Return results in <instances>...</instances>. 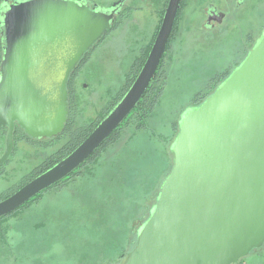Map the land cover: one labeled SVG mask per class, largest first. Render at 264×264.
Segmentation results:
<instances>
[{
    "label": "water",
    "instance_id": "water-1",
    "mask_svg": "<svg viewBox=\"0 0 264 264\" xmlns=\"http://www.w3.org/2000/svg\"><path fill=\"white\" fill-rule=\"evenodd\" d=\"M107 9L81 0H3L0 4V124H8L0 166L12 150L16 119L32 137L62 132L66 83L84 53L112 26ZM180 0L134 81L66 156L0 200V217L79 167L136 106L165 50ZM162 180L133 247L116 264H240L264 243V33L201 103L189 107L170 146Z\"/></svg>",
    "mask_w": 264,
    "mask_h": 264
},
{
    "label": "rangeland",
    "instance_id": "rangeland-1",
    "mask_svg": "<svg viewBox=\"0 0 264 264\" xmlns=\"http://www.w3.org/2000/svg\"><path fill=\"white\" fill-rule=\"evenodd\" d=\"M94 1L107 9L114 0ZM207 1L216 0H189L186 17L171 34L157 75L165 80L162 94L147 127L136 130L139 121L128 115V122L124 119L118 126L116 141L87 163L89 170L82 168L87 172L60 188L46 189L1 219L0 264H116L133 247L135 229L171 168L176 121L197 91V96L206 94L222 73L241 60L264 25V0H249L250 7L237 15L242 31H193L197 13ZM137 6V0L129 1L126 14L117 18L83 65L74 86L77 99L71 119L76 125L93 123L117 99L130 81L129 67L149 49L153 20L148 15L140 23L134 14ZM246 26L251 31H244ZM64 142L65 136L41 146L16 143L0 173V195L57 153ZM3 149L0 143V154ZM241 261L264 264V243Z\"/></svg>",
    "mask_w": 264,
    "mask_h": 264
},
{
    "label": "flooded vegetation",
    "instance_id": "flooded-vegetation-1",
    "mask_svg": "<svg viewBox=\"0 0 264 264\" xmlns=\"http://www.w3.org/2000/svg\"><path fill=\"white\" fill-rule=\"evenodd\" d=\"M11 1H13V0H11ZM116 1H118V0H114L113 3L116 2ZM129 1L130 0H121L118 4L115 5V6H118V9L115 12V16L116 17H115V20H114L112 26L104 33V35L100 39H98L92 45V47L88 51H86L84 53V55L79 60V62L76 65V67L70 72V75H69L67 83H66V88H67V91H68V88L71 85L73 90H72V92L68 91V113H67V118H66V121H65V124H64V128H65V125L68 122L69 117L71 116L72 109H73L74 105L76 104L77 93H76V89H75L74 86L77 85V83L79 82V76H80L81 72L84 71L83 70V65L85 64L86 61L89 60L90 53H91V51L93 49H95V46L97 45V43L100 40H102L114 28V25H115V23L117 21V18H119L121 15H123L126 12L125 8L127 7V4L129 3ZM137 1H138V5L139 6H137L135 8L134 14L138 15L139 22L142 23V24H144L143 21L148 17V15L151 16L152 20H153V25L152 26H154L153 28H154L155 33H154V36H153V38L151 40L152 43L150 42L151 45H150L149 49L146 51L145 55H143V57H140L137 61H135V63H133L129 67L132 70L131 71V76H130V79H129V80L132 79L131 83L136 78L137 74L139 73V71H140V69H141V67H142V65H143V63H144V61H145V59H146V57L148 55V52H149V50H150V48H151V46H152V44L154 42V39H155V37H156L160 27H161V24H162V21H163V17H164L166 8H167L168 3H169V0H137ZM81 2L87 4L90 8H93V6H96V8H98V6L100 7V4L98 2H96V1H94V0H81ZM188 2H189V0H180L179 1L178 8H177V11H176L173 23H172V27H171V30H170L171 31L170 32V36L168 38V42L166 44L165 50H166V48L168 46V43L170 41L172 32L178 30L177 26H178L179 20L182 17H186V14H187V11H188L187 10L188 9ZM112 4H111V7H112ZM202 4H203V7H202V10H200L197 13V18H196V22H195L196 23V27H194L193 31H197V32L198 31H231L233 28H234V30H236V28H237L236 31H242V28H240V24H239L240 23V19L237 17V15H238V12L243 9V7H245V6L246 7L247 6L250 7L249 0H216V1H207V2H204ZM246 7H245V9H246ZM237 25H238V27H236ZM249 25L251 26V25H253V23H251ZM139 27L143 28L142 26H139ZM152 31H153V29H152ZM244 31H251V29L248 26H246V29ZM257 31H260V32L258 33L256 38L253 40L252 45L247 49L246 53L243 55L241 60L239 62H237L236 64L234 63L233 66L230 67V70L227 73V75L232 71V69H234L243 60V58L247 54L248 50L254 45L256 40L264 33V25H262L260 28H258ZM165 50H164V52H163V54L161 56V59H160V61L158 63V66H157L155 72H154V75H153V77L150 80L149 85L154 80L156 73L159 72V69H160L159 67H160V64H161V60H162V58H163V56L165 54ZM107 76H108V74H107ZM129 86H126V89L124 90L123 94L125 93V91L128 89ZM77 92H78V90H77ZM78 94H79V92H78ZM112 107L108 108L107 110L103 109L104 110V115L102 117H99V116L96 117V119L94 121H97V122L91 128V130L88 132V134L93 130V128L97 125V123L109 112V110ZM132 110L130 111V113L132 112ZM73 123L76 124L75 122H73ZM64 128H63L61 133H59L58 135L52 136V137H32L28 133H26L24 128L18 124L16 119H14L13 120V126H12V142H13L12 150H11L9 156L6 158V160L0 166V173L3 171L4 167L10 162V160H11L10 158L12 157V155H13V153L15 151L16 143H18V144H28V143L31 144L32 143V144H36V145H40L41 146L49 139H52V138L56 139V138L60 137V135L64 131ZM8 131H9V125L8 124H0V143H4V149H3L2 153L0 154V156L4 153L5 148H6V140H7ZM106 139L104 140V142L106 141ZM40 164H38L32 170H35L36 168H38L40 166ZM30 173H31V171L28 174H30ZM38 174L39 173H37L36 175H38ZM36 175H34L33 177H35ZM26 176L27 175L23 176L18 181V183H16L14 186H12L11 187L12 190L7 195L1 197L0 200L5 198V197H7L10 194H12L14 191H16L18 188H20L26 182H28L30 179H28L27 181H24ZM33 177H31V179ZM24 204H22L21 206H23ZM21 206H19L18 208H20ZM17 209H15L14 211H16ZM14 211H12L11 213H9L7 215L12 214ZM7 215H5V216H7ZM5 216H3V217H5ZM241 262L242 261L240 260V263Z\"/></svg>",
    "mask_w": 264,
    "mask_h": 264
},
{
    "label": "trees",
    "instance_id": "trees-1",
    "mask_svg": "<svg viewBox=\"0 0 264 264\" xmlns=\"http://www.w3.org/2000/svg\"><path fill=\"white\" fill-rule=\"evenodd\" d=\"M2 39L3 38H1V35H0V60L2 57V53H3V48H2L3 41H2ZM228 72H229V70L222 73L219 76V79L211 86V89L206 94H204L203 96H199V95L197 96V94L199 93L197 91L193 95L194 97L192 98L190 106H188V107H193V106H196L197 104L201 103L220 84V82L226 77ZM157 75H158V72L156 73L154 80L148 86V88L146 89L143 96L138 101L136 107L132 110L131 113H129V117H135L136 121H139V123H136L134 126V128L136 130H141V129H144L147 127V120L152 115V112L154 111V109L158 103L159 97L162 94V85H163V82L165 80L163 79V81H162L160 78L157 79ZM131 80L128 82V86L131 84ZM72 90H73L72 86L70 85L68 88V91L72 92ZM123 92L124 91H122V93L119 96H117V99L115 98V100L113 102H111L110 105L105 108V110L112 107L118 101V99L123 95ZM103 115H104V110H102V113L99 115V117H102ZM96 122L97 121H93V123H84L83 125H76L73 123L71 116H70L67 124L65 125L63 133L60 135V137L56 138V139H60L61 137L65 136L66 142H64L61 149L57 153H53L52 155H49L38 168L31 171V173L26 176L24 181L31 179V177H33L37 173H40L41 171L47 169L52 164H54L55 162L60 160L62 157L67 155L70 151H72L84 139V137L88 134V132L91 130V128L95 125ZM125 122L127 123L128 121H126V119H125L124 123ZM178 123L179 122L177 120L175 123V126H174V129L176 130V134L178 131ZM118 130H119V128L117 127L114 130V132L106 139V141L99 148H97V150H95L77 169L72 171L68 176L64 177L63 179H61L57 183L53 184L51 187H57V188L59 187L60 188L65 184L64 182L70 181V180L73 181L77 176L81 175V173L83 174V173L87 172L85 170L90 169V167L87 166V163L95 160L97 158V155L99 154V151L102 150L106 144L113 143L116 141L117 136H118ZM83 167L85 168V170L82 169ZM171 167H172V163H171ZM79 168L82 170H80ZM167 174H168V172H166L165 176ZM11 190L12 189L10 187V189H8L7 191H5L4 193H2L0 195V198L7 195ZM42 193H43V191L38 193L37 195H35L31 199L32 200L37 199L39 196L42 195ZM157 194H158V192H157ZM157 194L155 195V199H156ZM155 199H154V202H155ZM154 202L151 205H149L147 207V209L145 210L144 218L142 219L141 222H143L148 217L149 211H150L152 205L154 204ZM5 217H3V216L0 217V220L5 218ZM137 229H138V227L135 229V232L137 231ZM133 242L135 243V240ZM126 252L122 253L120 259L125 255Z\"/></svg>",
    "mask_w": 264,
    "mask_h": 264
},
{
    "label": "built area",
    "instance_id": "built-area-1",
    "mask_svg": "<svg viewBox=\"0 0 264 264\" xmlns=\"http://www.w3.org/2000/svg\"><path fill=\"white\" fill-rule=\"evenodd\" d=\"M3 0H0V4L2 3Z\"/></svg>",
    "mask_w": 264,
    "mask_h": 264
}]
</instances>
